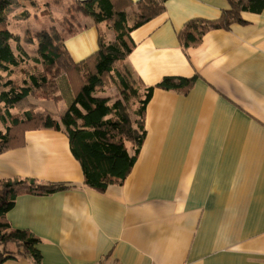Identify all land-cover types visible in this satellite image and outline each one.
Masks as SVG:
<instances>
[{"label": "crops", "instance_id": "0c3cea01", "mask_svg": "<svg viewBox=\"0 0 264 264\" xmlns=\"http://www.w3.org/2000/svg\"><path fill=\"white\" fill-rule=\"evenodd\" d=\"M163 4L130 32L134 46L117 66L130 70L141 93L164 76L197 79L186 92L153 91L143 142L122 182L104 191L84 185L66 134L51 128L27 130L23 145L0 153V179L75 185L22 193L4 217L39 239L42 264H264V8L241 11L245 23L209 30L184 47V24L219 18L228 1ZM77 23L63 38L73 61L97 50L99 33L113 41L105 23L81 12ZM59 77L73 98L66 75L57 76L55 92ZM55 92L50 98L58 101ZM5 247L17 254L0 264H36L15 243Z\"/></svg>", "mask_w": 264, "mask_h": 264}, {"label": "trees", "instance_id": "16d2710c", "mask_svg": "<svg viewBox=\"0 0 264 264\" xmlns=\"http://www.w3.org/2000/svg\"><path fill=\"white\" fill-rule=\"evenodd\" d=\"M165 0H86L76 7V10L90 16L95 23H105L114 32V40L106 41L99 33L97 50L75 62L64 46L60 47V38L51 36L45 31L36 33L38 38L36 62H41L44 70L38 74H30L28 79L18 85L10 77L11 68L21 62L23 50L17 46L16 55L9 41L16 39L8 30L6 9L10 0H0V120L4 122L5 115L11 117V122L0 130V153L12 146L24 144V132L37 128H51L62 131L68 138L69 148L74 158L79 162L83 173L84 185L104 191L109 185L120 183L134 165L145 135L143 114L153 91L163 90L188 91L197 79L191 77L164 76L154 85L147 86L141 92L137 87H131L122 75L117 63L128 55L134 46L130 32L144 24L154 16L164 11ZM229 8L223 10L220 17L214 20L194 18L187 21L178 37L184 47L197 41L207 31L212 29H227L233 22L245 23L241 11L258 13L264 8V0H227ZM135 8L134 17L129 24L127 11ZM78 24V23H77ZM76 24V25H77ZM76 27V26H75ZM74 27V28H75ZM73 30V29H72ZM69 30L68 32H71ZM64 38V37H63ZM57 70L52 79L45 71ZM129 73L128 70L125 67ZM69 77L74 97L71 103L61 111L59 118L47 111H35V104L29 101V96L36 90H49L51 95L57 89V76ZM116 77L121 90L127 95L130 91L139 98V106L135 110L138 119L131 124L126 116L121 102L112 103L107 98L93 95L96 88L104 82V78ZM139 83V82H138ZM11 108L24 111L23 117L11 115ZM132 144L130 152L126 143ZM0 263L9 258H15L12 251L6 249L8 243H15L17 252L29 255L36 264H42V256L37 248L39 239L26 230L12 228L4 220L6 213L14 206L16 197L22 193L34 195H49L75 187L71 183H39L34 179H0Z\"/></svg>", "mask_w": 264, "mask_h": 264}, {"label": "rangeland", "instance_id": "374dc122", "mask_svg": "<svg viewBox=\"0 0 264 264\" xmlns=\"http://www.w3.org/2000/svg\"><path fill=\"white\" fill-rule=\"evenodd\" d=\"M8 8L6 9V18L8 23V30L15 36L16 39H11L9 44L16 55H19L17 46L23 50L21 54L22 62L17 66L11 68V78L16 84L22 85V80L28 79L30 74H38L44 70L41 62H36L38 38L36 33L45 31L51 36L57 35L60 38V47L65 34L72 30L77 24V14L80 12L76 7L81 5L86 0H10ZM46 2H48L46 4ZM71 8V9H70ZM135 8L129 12V21L132 22ZM128 16V15H127ZM106 29H104L105 31ZM109 38V37H107ZM114 40V38H113ZM24 48V49H23ZM122 75L128 81L131 87H137L141 90V85L135 79L132 73H129L125 68L121 67ZM58 71L52 69L45 71L44 74L49 78L55 77ZM58 90L55 94L60 95L58 101L50 98L52 95L49 90H36L34 95L29 96V101L37 106L36 111H47L56 117L58 112L66 109L72 101V93L63 77L58 78ZM122 86L115 77L104 78V82L96 88L93 93L95 97L107 98L110 103L118 100L129 118L131 124L138 119L135 110L139 106V98L130 94L122 92ZM0 111L4 113L2 104H0ZM19 108L10 109L11 115L19 117L24 116V111ZM11 122V117L5 115L4 122L0 120V130L4 131L7 124ZM1 245V244H0Z\"/></svg>", "mask_w": 264, "mask_h": 264}, {"label": "built area", "instance_id": "2783aa9c", "mask_svg": "<svg viewBox=\"0 0 264 264\" xmlns=\"http://www.w3.org/2000/svg\"><path fill=\"white\" fill-rule=\"evenodd\" d=\"M94 264H120V263H118L116 260H110V261H99Z\"/></svg>", "mask_w": 264, "mask_h": 264}]
</instances>
